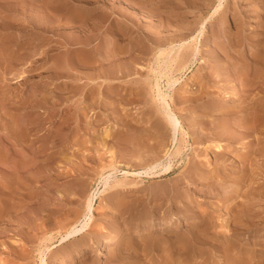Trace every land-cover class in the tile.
<instances>
[{"label": "rangeland", "instance_id": "374dc122", "mask_svg": "<svg viewBox=\"0 0 264 264\" xmlns=\"http://www.w3.org/2000/svg\"><path fill=\"white\" fill-rule=\"evenodd\" d=\"M173 1L0 0V264H45L37 254L46 243L47 264H119L108 250H123L117 244L132 234L134 219L147 232L142 227L150 220L164 223L187 209L208 211L220 230L231 232L199 235L202 250L192 257L174 247L176 235H164L169 264H264V0H177L179 8ZM203 22L192 43L201 49L197 58L187 68L173 64V87L166 76L160 81L183 128L174 133L151 88L158 64L168 69L155 52L175 45L174 56ZM188 52L185 59H192ZM87 56L96 62L87 63ZM115 65L122 71L110 74ZM219 124L240 137L232 141ZM217 143L227 153L216 160ZM244 153L249 156L241 158ZM167 161L174 170L143 173ZM106 180L114 185L103 195ZM98 190L91 232L111 238V246L91 242L67 262L79 243L60 245L59 235L81 223L87 197ZM181 218L184 233L188 223ZM129 251L122 256L132 260Z\"/></svg>", "mask_w": 264, "mask_h": 264}, {"label": "bare ground", "instance_id": "6f19581e", "mask_svg": "<svg viewBox=\"0 0 264 264\" xmlns=\"http://www.w3.org/2000/svg\"><path fill=\"white\" fill-rule=\"evenodd\" d=\"M182 1V0H181ZM50 2V1H49ZM139 2V1H138ZM175 2V3H174ZM178 1L177 0H175V1H173V3H174V5H176V4H178L179 2H180V0H179V2L177 3ZM181 3V2H180ZM205 3V2H204ZM182 4H183V2H182ZM182 4L180 5V6H182ZM206 4H207V7H208V3L206 2ZM179 5V4H178ZM54 6V5H53ZM177 6V5H176ZM178 7V6H177ZM206 7V8H207ZM211 7V6H210ZM209 7V8H210ZM219 8H216V10H215V12H218L219 11V9H220V6H218ZM51 8V7H50ZM179 8V7H178ZM181 8V7H180ZM47 9V8H46ZM60 10L61 9V7H59L58 5H56L55 6V10ZM64 9V8H63ZM65 9H68V8H65ZM159 9V8H158ZM60 12V11H59ZM73 14V13H72ZM75 14V13H74ZM81 14V13H80ZM76 15V14H75ZM79 15V14H78ZM216 15V14H215ZM72 17V16H71ZM68 18H69V16H68ZM80 19V18H79ZM204 24H205V22H203L202 24H201V26H200V29H199V31H198V33L196 34V35H193V36H191V39L189 40V41H186V42H184V43H180L179 44V50L178 51H176V54H175V52H173L175 55L174 56H172L171 55V57H169V54H172L171 52H172V49L175 47V45H174V47L173 48H171V50L168 48V49H166V48H163V47H159L157 50H156V52H155V54L157 53V59L159 60H157L158 62H161V61H165V60H167V62L168 63H165L164 65H166V67L168 68L167 69V71H164L163 70V68L164 69H166L165 67H163V65H161V63L160 64H158V67L160 68L159 70H157L156 71V69H155V72H157L158 74H157V78H156V80H155V83H152L151 84V88H152V90H153V92H155V98H156V100L158 101V106H159V110H158V112L160 111V112H162L163 114L162 115H164L165 116V118L164 119H166V123H168L169 125L168 126H171L172 127V129H174V133L175 132H177V131H180V130H182L183 128H182V125H181V121L179 120V118H178V116L176 115L177 113H175L173 110H172V108H171V105H170V103H169V101L164 97V90H163V88H162V86H161V78L162 77H164V76H166L167 77V84H169V86H171V87H173L175 84H176V82L178 81V78L177 77H175L174 75H172L173 73H170V72H172V71H170V70H172V66H174L175 64H177L178 66H180L179 67V69L181 68H183L184 67V65H186V68H187V63L189 62V60H193V58H197V55L199 54V51L201 50V49H199V47H197V45H193L192 43H195V42H197L198 43V37H199V35H201L202 33H203V27H204ZM183 40V39H182ZM171 44H173V43H171ZM173 46V45H172ZM158 47V46H157ZM178 47V44L176 45V48L175 49H178L177 48ZM193 47V48H192ZM133 49V48H132ZM174 50V49H173ZM191 50V51H190ZM187 51H189L187 54L188 55H190L191 57H192V59H185V53L187 52ZM190 56H188V57H190ZM201 56V55H200ZM169 57V58H168ZM166 58H168V59H166ZM84 59V58H83ZM94 60H96L94 57H90V56H87V58L85 57V61H87V63H94V62H96V61H94ZM132 60V59H131ZM58 61H60V60H58ZM57 61V62H58ZM69 62V61H68ZM63 63V62H62ZM61 63V64H62ZM134 63V62H133ZM59 64V63H58ZM65 64H66V62H65ZM174 64V65H173ZM64 65V64H63ZM67 65V64H66ZM125 66V65H127V63L126 64H123L122 63V66ZM116 66V65H115ZM115 66H113V67H111L110 66V68L108 69V72L110 73V74H114V73H119V72H121L122 70L121 69H123V67L121 66V69H120V64H119V66L117 67H115ZM163 68H162V67ZM57 67V66H56ZM60 67H63V66H60ZM125 68V67H124ZM177 68V67H176ZM178 69V68H177ZM178 69V70H179ZM176 70V69H175ZM177 70V71H178ZM177 71H174V72H177ZM180 71V70H179ZM186 71V70H185ZM261 76V75H260ZM259 76V77H260ZM263 76V75H262ZM165 77V78H166ZM246 77H247V75L245 76V79H246ZM244 82H249V81H244ZM168 86V85H167ZM184 87V86H183ZM187 88V87H186ZM235 90V89H234ZM237 92V90L235 91V92H233V94L234 93H236ZM237 94V93H236ZM238 95V94H237ZM235 96V95H234ZM235 98V97H234ZM236 99V98H235ZM184 100V99H183ZM214 105V104H213ZM223 119V118H222ZM226 121V120H225ZM220 123V122H219ZM223 123V121H221V123L220 124H222ZM183 124V123H182ZM219 124V126L221 127V126H223V127H219V129H223V128H225L227 125L226 124H228L227 122L224 124V125H226V126H224V125H220ZM217 126V125H216ZM232 126V125H231ZM230 126V127H231ZM171 127H169V128H171ZM227 127H229V126H227ZM218 128V127H217ZM232 128H233V126H232ZM231 128V129H232ZM227 130H228V134H226V132H224L223 130H225V129H223L222 131L225 133V135H226V137H228V138H230L232 141H233V139H236V137H240L239 136V133L237 134L236 133V131H235V134L234 133H232V132H234V130L232 131V130H230L231 132H229V129L228 128H226ZM220 130V131H221ZM110 134H111V132L109 131V130H105L104 131V136H103V138H105V139H107L109 136H110ZM223 134V133H222ZM225 135L223 136V135H220V136H223V137H225ZM238 135V136H237ZM187 136V135H186ZM135 138V137H134ZM132 139H133V137H132ZM230 139H228V140H230ZM238 139V138H237ZM231 140H230V142H231ZM157 142V141H156ZM227 142V141H226ZM134 143V142H133ZM181 143V142H180ZM104 144H105V142H104ZM159 144H160V142H159ZM232 144V143H231ZM160 145H162V144H160ZM231 146H233V145H230V146H228V148H232ZM163 147V146H162ZM160 148H161V146H160ZM135 150V149H134ZM189 150V149H188ZM212 150V149H211ZM226 150V148L223 146V144L222 143H217V144H214L213 145V157H215L216 158V160L219 158V157H221L222 155H225V151ZM110 152H111V150H110ZM136 152V151H135ZM182 151L180 150V145L177 147L176 146V151H174V152H172V153H174L176 156L180 153V154H182L181 153ZM244 152H246V151H244ZM249 152V151H248ZM227 153V152H226ZM5 156H6V159H8L9 157H8V153H6L5 152ZM167 154V153H166ZM171 155V154H170ZM175 155H172V156H175ZM248 155V153H244V155L242 156H240L241 158L242 157H246ZM150 156V155H149ZM249 156V155H248ZM152 157V156H151ZM171 157V156H170ZM177 158V157H176ZM157 159H158V157H157ZM173 159V158H172ZM159 160V159H158ZM169 160L170 161H172L170 158H169ZM7 161H9V160H7ZM144 161V160H143ZM156 161V160H155ZM161 161V160H160ZM170 161H167V162H170ZM118 162V161H117ZM146 162V161H145ZM120 163V162H119ZM152 163V162H151ZM154 163V162H153ZM152 163V164H153ZM166 163V162H165ZM161 164V162L159 163H156L155 165L153 164V166L150 164V167L147 169V170H149L148 172L145 170V172H143V173H146V175H150V174H153V173H155V172H157L159 169H161L160 171L162 172V170L163 171H165V172H170V171H172V170H174V169H172L173 168V166H172V164H171V162L170 163H167V164ZM122 164V163H121ZM146 165V164H145ZM111 166V165H110ZM159 166H161L159 169H158V167ZM156 168H157V170H156ZM172 169V170H171ZM189 169V168H188ZM197 169V168H196ZM194 170L195 172L194 173H197L196 171L197 170ZM199 169V168H198ZM191 171V170H190ZM189 171V172H190ZM209 172V171H208ZM127 173V172H126ZM207 173V172H206ZM215 173V172H214ZM104 174V173H103ZM138 174L140 175L141 174V172H138ZM167 174V173H166ZM185 174V173H184ZM193 174V173H192ZM198 174V173H197ZM211 175L213 174L212 172L210 173ZM110 175V174H109ZM158 175V174H157ZM188 175H190V174H188ZM201 175V174H200ZM209 175V174H208ZM164 176V175H163ZM166 176V175H165ZM187 176V175H186ZM194 176H195V174H194ZM193 176V177H194ZM206 176H207V174H206ZM214 176V175H213ZM100 177V176H99ZM159 177V176H158ZM190 177V176H189ZM196 177V176H195ZM200 177H202V176H200ZM210 177H212V176H209V178ZM118 177H116V179L113 181L114 182V184H117V186L119 185L118 183H120V179H117ZM192 178V177H191ZM198 179H200V178H198ZM105 180V179H104ZM122 180V179H121ZM127 180V179H126ZM123 181V180H122ZM110 182H111V180H110ZM112 182V183H113ZM125 182V181H124ZM131 182V181H130ZM126 183V182H125ZM133 183V182H132ZM136 183V182H135ZM113 184V185H114ZM128 184H129V182H128ZM127 184V185H128ZM104 185V188L103 189H100V192L101 193H103V192H105L107 189H109L110 188V186H113L111 183H109L107 180L105 181V183L103 184ZM135 185V184H134ZM143 185V184H142ZM178 185V184H177ZM120 186V185H119ZM118 186V187H119ZM125 186H126V184H125ZM124 186V187H125ZM96 187V186H95ZM159 187V186H158ZM157 187V188H158ZM97 188V187H96ZM111 188H113V187H111ZM159 188H161V187H159ZM237 188H238V186H237ZM240 188V187H239ZM161 189H163V188H161ZM164 189H166L165 187H164ZM163 189V190H164ZM236 189V188H235ZM153 190V189H152ZM167 190H169V189H167ZM171 190V189H170ZM240 190H242L241 188H240ZM108 192V191H107ZM166 192H168V191H166ZM173 192V191H172ZM175 192V191H174ZM173 192V193H174ZM235 192L236 193H238V189H236L235 190ZM234 192V193H235ZM98 193H99V190L98 191H95V192H93L92 194H90L88 197H87V199H86V202H85V210H86V214H85V217H84V219L81 221V223L80 224H76V225H71L70 227H69V229L67 230V231H65V232H63V233H61L60 234V232H59V238H60V245H62V244H64V243H66V242H71V240L73 239H75V242H78L79 244H78V246L76 247L77 248V251H75L73 254L71 253V256H65V258H63V260H67V262L68 261H70V262H74V261H77V259H78V257H80L81 256V251H85V250H87V247L91 244V242H94V241H98V244L99 245H101V246H105V244L107 245L109 242H110V239L111 238H104L103 237V235H95V233L92 231L91 232V228L93 227V224H94V222H95V214H94V211H95V209H96V207H95V204H96V199H97V196H98ZM170 193V192H169ZM169 193H168V195H169ZM103 195H104V193H103ZM163 196H164V193L162 194ZM237 196H236V198L237 197H239L238 196V194H236ZM155 196H156V194H155ZM161 196V195H160ZM162 196V197H163ZM240 196H241V194H240ZM165 197V196H164ZM163 197V198H164ZM178 197V196H177ZM160 198V197H159ZM227 198V197H226ZM229 198V197H228ZM242 198V197H241ZM173 199V198H172ZM230 199V198H229ZM232 199H235V197L233 196V198ZM158 200V199H157ZM176 200V199H175ZM123 201H124V199H123ZM171 201V203H172V200H170ZM170 201H169V203H170ZM228 201V200H227ZM120 202H122V199H121V201ZM126 202V201H125ZM125 202H122L123 204L125 203ZM175 202V201H174ZM242 202H244L245 203V205H246V203L248 202H245V201H242ZM252 202V201H251ZM119 203V202H118ZM128 203V202H127ZM138 203V202H137ZM136 203V204H137ZM153 203V202H152ZM171 203H170V205H171ZM244 203L242 204L241 203V205H244ZM249 203V202H248ZM247 203V204H248ZM253 203H254V201H253ZM131 204V203H130ZM135 203H134V205H133V207L136 205ZM138 204H140V203H138ZM175 204V203H174ZM233 204H235V202L233 203ZM250 204V203H249ZM169 205V206H170ZM184 205H185V203H184ZM237 205V204H236ZM240 205V206H241ZM244 205V206H245ZM251 205V204H250ZM250 205H248V206H250ZM8 206H9V204H8ZM125 206H126V204H125ZM124 206V207H125ZM128 206V205H127ZM131 206V205H130ZM162 206V205H161ZM185 206H187V205H185ZM232 206V205H231ZM235 206V205H234ZM239 206V207H240ZM244 206H242V207H244ZM123 207V208H124ZM139 206H137V208H138ZM176 207V206H175ZM177 207H180V206H177ZM230 207V206H229ZM236 207H238V206H236ZM236 207H234V208H236ZM239 207H238V212H239V214L238 215H236V217H237V219L239 220V222L238 223H242L241 221H243L242 219V214H243V209H241L240 208V210H239ZM251 207H253V205L251 206ZM255 207H256V205H255ZM5 208H8V207H5ZM10 208V207H9ZM8 208V209H9ZM147 208V207H146ZM154 208H155V206H154ZM188 208V207H187ZM232 208V207H231ZM246 208H248L247 206H246ZM124 209H126V208H124ZM129 209V208H128ZM141 209V208H140ZM150 209V208H149ZM155 209H157V208H155ZM205 209V208H204ZM237 209V208H236ZM249 210H251V209H253V208H251L250 209V207L248 208ZM255 209V208H254ZM102 210V209H101ZM131 210V209H130ZM142 210V209H141ZM140 210V211H141ZM148 210V209H147ZM167 210V209H166ZM166 210H164L165 212H166ZM169 210V209H168ZM171 210V209H170ZM174 209H172V211H173ZM177 210V209H176ZM183 210V209H182ZM181 210V211H182ZM201 210V209H200ZM229 210H230V208H229ZM232 210V209H231ZM126 211H127V209H126ZM145 211V210H144ZM151 211V209L149 210V212ZM160 211V210H159ZM159 211H155L154 210V212H159ZM233 211V210H232ZM253 211H255V210H253ZM128 212H130V211H128ZM134 212V211H133ZM132 212V213H133ZM137 212H138V209H137ZM188 212H191V213H188ZM201 212V211H200ZM251 212V211H250ZM140 213V212H139ZM173 213H175V211L173 212ZM178 213H180V211L178 212ZM224 213V212H223ZM129 214V213H128ZM142 214H143V212H142ZM133 215H134V213H133ZM148 215V214H147ZM150 215H151V213H150ZM155 215V214H154ZM154 215H152V216H154ZM165 215V214H164ZM181 215V214H180ZM251 215V214H250ZM135 216H137V213H136V215ZM159 216V215H158ZM161 216V215H160ZM185 217L184 219L186 220V222L188 223L186 226V230L184 231V233H181L179 230L181 229H179L178 230V228H179V226L181 225V223L183 222V220H182V218L181 217ZM140 217V216H139ZM157 217V216H156ZM251 217V216H250ZM252 217H254L253 215H252ZM256 217V216H255ZM134 217H132V219H133ZM154 218V217H153ZM169 218V217H168ZM247 218V217H246ZM163 219V218H162ZM161 219V220H162ZM165 219V218H164ZM224 219V218H223ZM254 219V218H253ZM130 220V219H129ZM128 220V221H129ZM148 220V219H147ZM156 220H158V219H156ZM156 220H150V222H149V225H145V227H144V225H143V229L145 228V229H147L146 231L147 232H141V230H139L140 229V226H141V223H142V221H141V223L139 224L138 222H136V220L134 219L133 220V222L130 224V229L132 228L133 230H132V234L131 235H125L123 238L122 237H120L122 240L117 244V245H121V246H123L124 248H123V250L124 249H126V253H127V251H132V254L134 255V257L132 256V260H128V259H126L128 256V253H127V255L125 256V255H123L122 256V253H124L123 252V250L121 251V252H118L119 251V249L117 248V252H116V249H114L113 247V249L110 251V250H108V253H110V256L111 257H114V256H116V257H114L113 258V260L115 259H117L116 261L117 262H120V263H122V264H167L168 263V261L169 260H171V257H172V255L170 256V255H166L164 252V250H165V248H166V245L170 242V240H169V242H168V240H167V238L164 236V235H176V241H174V247H179L180 249H184V250H190L191 251V253H189V255H187L186 257H192L193 256V251L195 250V249H201L200 247H202L201 246V243H202V241H201V238H200V236L199 235H227V233L228 232H231V230L230 229H228L227 227H225L224 229H219L217 226H216V222L214 223V220H213V218H212V216L208 213V211H203V212H201V214H197V212H195V211H190V210H188L187 209V212H186V214H184V215H182V216H179V214H173V216H171V218H169L166 222H164L163 223V221L161 222V221H156ZM218 220V219H217ZM234 220H236V218L234 219ZM238 220H236V221H238ZM249 220V219H248ZM255 220V219H254ZM132 221V220H131ZM130 221V222H131ZM144 221V220H143ZM146 221V220H145ZM253 221V220H252ZM148 222V221H147ZM128 223V222H127ZM145 223V222H144ZM224 223V222H223ZM244 223V222H243ZM148 224V223H147ZM173 224L175 225L174 227H173ZM209 224V225H208ZM222 224V223H221ZM101 225V224H100ZM127 225V224H126ZM212 225H214V227L212 226ZM223 225V224H222ZM238 225H240V224H238ZM237 225V226H238ZM241 225H243V224H241ZM240 225V226H241ZM182 226V225H181ZM210 226H212V228L213 229H215L216 231H215V233L214 234H209V232H208V230H209V228L208 227H210ZM243 226H245V223H244V225ZM102 227V226H101ZM121 227V226H120ZM176 227H177V229H176ZM246 227V226H245ZM211 228V227H210ZM247 228V227H246ZM104 229V228H103ZM144 229V230H145ZM121 230V229H120ZM118 231H119V229H118ZM159 231L160 232H162L161 234L159 233ZM239 231V230H238ZM255 231H257V230H255ZM264 231V230H263ZM120 232V231H119ZM151 232H158L157 233V236H154V237H152L150 234H148V233H151ZM165 232V233H164ZM235 232V231H234ZM254 232V231H253ZM155 235H156V233H155ZM178 235H182V236H178ZM228 235H230V233L228 234ZM58 236V235H57ZM106 236H109V235H106ZM113 236H114V234H113ZM116 236H118V235H116ZM121 236V235H120ZM205 237V236H204ZM32 238V237H31ZM173 238V237H172ZM117 239V238H116ZM115 240V239H114ZM50 241V240H49ZM58 241V242H59ZM119 241V240H118ZM208 241V240H207ZM113 242H115V241H113ZM50 243V242H49ZM205 243V242H204ZM47 244V243H46ZM45 244V245H46ZM113 244V243H112ZM115 244V243H114ZM115 244V245H116ZM2 245V244H1ZM44 245V247H40L39 249H38V257H39V259H40V261H42L43 263H45V264H47L48 263V261H47V257H46V255L45 254H48V253H50V250H51V247L48 249L49 250V252L48 253H46V251H47V247ZM51 245V244H50ZM77 245V244H76ZM109 245H110V243H109ZM56 246V245H55ZM58 246V245H57ZM91 246V245H90ZM108 246V245H107ZM111 246V245H110ZM116 247H118V246H116ZM120 248V247H119ZM148 248H150L151 250H153V251H155V250H157L158 252H159V254L157 255V256H153V255H151L150 256V254H149V250H148ZM227 248V247H226ZM56 249V248H55ZM122 249V248H121ZM120 249V250H121ZM11 250V249H10ZM202 250V249H201ZM24 251V250H23ZM63 251H65V250H63ZM110 251V252H109ZM129 251V252H130ZM228 251H229V249H228ZM228 251H226L227 252V254H228ZM86 252V251H85ZM88 252V251H87ZM6 253V252H5ZM119 253H121V254H119ZM126 253H124V254H126ZM62 254V253H61ZM89 254V253H88ZM119 254V255H118ZM130 254V253H129ZM21 255H23V254H21ZM45 255V256H44ZM84 255H86V254H84ZM264 255V254H263ZM8 256V255H7ZM20 256V255H19ZM24 256V255H23ZM61 256V255H60ZM59 255H58V257H60ZM62 256H64L63 254H62ZM62 256H61V258H62ZM228 256H229V254H228ZM242 256H243V254H242ZM11 257V256H10ZM18 256H16V258H17ZM27 257H29V256H27ZM125 257V258H124ZM230 257V256H229ZM251 258H252V256H250ZM249 257V258H250ZM129 258V257H128ZM130 258H131V256H130ZM165 258V262H163L162 263V260ZM248 258V257H247ZM247 258H246V261H247ZM14 259V258H13ZM181 259V258H180ZM227 259H228V257H227ZM244 259V258H243ZM0 260H2V258H0ZM112 260V259H111ZM178 260V259H177ZM252 260H253V258H252ZM3 261V263H4V260H2ZM8 261H10V260H8ZM164 261V260H163ZM172 261V260H171ZM234 261H236V260H234ZM233 261V262H234ZM11 262V261H10ZM112 262H114V261H112ZM179 262V261H178ZM181 262H182V260H181ZM228 262V261H227ZM231 262V261H230ZM229 262V263H230ZM240 262V263H239ZM238 263L237 262H234V263H232V264H235V263H237V264H244V262H242V260H240ZM119 263V264H120ZM249 263V262H248ZM250 263H252V262H250ZM113 264V263H112ZM118 264V263H117ZM169 264V263H168ZM228 264V263H227Z\"/></svg>", "mask_w": 264, "mask_h": 264}]
</instances>
